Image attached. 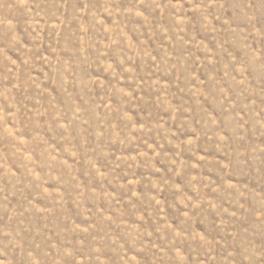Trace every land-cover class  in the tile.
<instances>
[{"label": "rangeland", "instance_id": "obj_1", "mask_svg": "<svg viewBox=\"0 0 264 264\" xmlns=\"http://www.w3.org/2000/svg\"><path fill=\"white\" fill-rule=\"evenodd\" d=\"M0 264H264V0H0Z\"/></svg>", "mask_w": 264, "mask_h": 264}]
</instances>
